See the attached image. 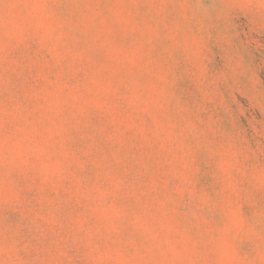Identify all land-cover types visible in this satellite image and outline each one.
<instances>
[{"label":"rangeland","instance_id":"rangeland-1","mask_svg":"<svg viewBox=\"0 0 264 264\" xmlns=\"http://www.w3.org/2000/svg\"><path fill=\"white\" fill-rule=\"evenodd\" d=\"M0 264H264V0H0Z\"/></svg>","mask_w":264,"mask_h":264}]
</instances>
